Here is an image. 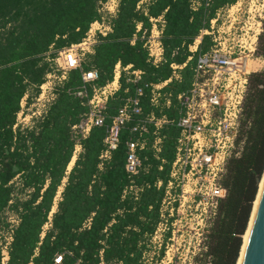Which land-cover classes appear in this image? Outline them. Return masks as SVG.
<instances>
[{
  "label": "trees",
  "instance_id": "trees-1",
  "mask_svg": "<svg viewBox=\"0 0 264 264\" xmlns=\"http://www.w3.org/2000/svg\"><path fill=\"white\" fill-rule=\"evenodd\" d=\"M236 1L149 0L140 5L141 0H118L116 13L108 20L110 32L98 36L82 71L68 73L42 119L33 127H22L17 125L21 100L26 94H39L50 73L46 57L53 59L59 50L79 44L92 24L102 22L99 10L108 0H0V226L6 210L19 219L6 264H54L58 256L62 264H98L100 252L106 263L141 264L142 252L160 221L179 131L168 124L155 136L153 125H147L142 135L146 145L138 153L142 168L129 178L124 169L126 144L138 138L131 129L151 113L172 122L178 119L177 96L190 88L196 56L213 43L203 36L194 55L189 47L202 31L210 30V21L219 11ZM154 26L159 28L163 49L157 66L151 64L145 48ZM256 54L264 58V19ZM118 64L131 69L121 71L120 88L107 103L105 126L92 128L78 142L81 152L67 174L76 146L71 127L88 111L87 99L72 94L82 86L81 73L96 70L95 85L104 87ZM183 65L175 78L172 66ZM132 72L141 73L135 83L127 82ZM166 82L154 109L153 86ZM138 89L142 90L141 115L124 126L117 149L101 161L111 118ZM240 128L242 151L228 163L222 181L227 195L204 239L199 264H236L239 258L264 173V72L249 76ZM156 137L161 139L158 154L152 149ZM130 186L139 189L137 197ZM169 236L170 232L164 236L158 260L165 254Z\"/></svg>",
  "mask_w": 264,
  "mask_h": 264
},
{
  "label": "built area",
  "instance_id": "built-area-1",
  "mask_svg": "<svg viewBox=\"0 0 264 264\" xmlns=\"http://www.w3.org/2000/svg\"><path fill=\"white\" fill-rule=\"evenodd\" d=\"M111 3L113 8L108 12L109 18L115 15L118 0H111ZM234 5L230 6V11L234 9ZM102 8L99 10L100 14H102ZM228 8H225L227 9L225 12H228ZM221 11L217 13L214 20L210 21V30L200 33L194 42L195 49L190 51L194 55L197 53L202 37H211L213 45L210 49L195 58L190 88L177 96L178 119L172 122L165 117L156 118L151 113L145 119L139 120L131 129V133L138 134V138L132 139L126 144L127 154L124 169L129 178H133L142 168L138 153L146 145L142 135L147 133V125H153V135L155 136L164 125L168 124H174L179 131L175 142V156L169 173V181L165 186L160 205V221L153 235L150 236L146 248L149 243H152L151 240L153 242L156 239L163 240L167 232H170L172 238L177 234L182 237L183 232L175 227L182 222L185 225L201 227V232L196 235L200 237L204 235L205 239L217 217L219 204L227 195L222 181L227 173L228 163L231 158L239 157L242 151L243 142L240 141V127L248 79L251 75L247 65L249 58L258 61V58L254 56L257 53L258 32L262 21L251 23L247 29L241 28L240 31L243 32L240 38L241 42L237 49L233 50L234 48L226 45L225 42L221 44L218 39L213 37V25L218 22ZM231 15L233 19H237L239 17L238 10ZM101 19L102 22H95L90 26L79 44L59 50L55 57L50 59L53 67L50 68V73L46 75L45 79H55L61 85L66 80L68 73L74 70L82 71V64L86 56L93 53L98 36L104 37L110 32L109 22L105 23L104 17ZM94 26L97 28L93 29ZM159 33L157 32L156 36L151 34L145 44L149 61L154 66L161 63L163 56ZM190 48L192 47L190 46ZM183 67L185 65L172 66L175 78H178L176 71ZM130 69L131 66L121 69L119 64L116 65L112 81L104 87L95 85L99 78L96 70L81 73L82 86L72 94L77 98L87 99L85 106L88 111L77 124L71 127V137L76 142L73 156L80 148L78 142L87 138L92 128L105 126L107 103L120 88L121 71L128 73ZM56 73L59 74L58 77L55 75ZM131 75L133 78L128 79L127 82L135 83L139 80L141 73L132 72ZM166 84L167 82L153 86L150 103L154 109L159 104L160 91ZM45 85L40 87L41 94H38L39 96L37 95L38 98H36L39 108H49L56 98L50 92L51 90L48 92L44 90ZM89 89H91V96L88 98ZM141 95L142 90L138 89L136 96L125 100L115 116L111 118V123L107 126L103 139L104 150L100 155L101 161L108 160L111 153L117 149L120 133L124 126L133 117L141 115L139 107ZM26 99H28V94L21 100L20 108H23L22 102ZM166 105L169 106V101L166 102ZM160 144L161 139L156 137L152 145L155 154L160 152ZM160 187L161 182H158L157 189ZM129 191L134 192L137 197L139 189L130 186ZM16 218L15 223L18 225L19 219ZM12 234L13 231L5 243L0 241V264H6L8 261ZM146 251L147 249L142 252L140 263L152 264V259L146 254ZM163 258L164 256L159 259L160 263H163ZM99 260L98 264H122L116 261L106 263L103 260L102 252L99 253ZM54 264H62V256H58L54 260Z\"/></svg>",
  "mask_w": 264,
  "mask_h": 264
},
{
  "label": "rangeland",
  "instance_id": "rangeland-1",
  "mask_svg": "<svg viewBox=\"0 0 264 264\" xmlns=\"http://www.w3.org/2000/svg\"><path fill=\"white\" fill-rule=\"evenodd\" d=\"M148 1L149 0H141L140 5L146 4ZM111 4V0H108V2L103 5L102 8L101 15L104 17L105 23H107L109 20L108 12L113 8L111 7ZM236 10H238L239 12V17L237 19H233V16L231 14ZM225 11H227V9L219 13L218 22L213 25V37L218 39L221 44L225 42L226 45L231 46V48H234L233 50H236L237 46H239L241 42L240 38L243 35V32L240 31V29H247L249 28V26H251V23L258 20L261 22L264 19V0H237L232 11H230V7L228 8V12ZM96 28V26L93 27V29ZM232 28L234 29L232 30ZM229 30L230 32H228ZM157 32L159 33V28L157 26H154L151 34L153 36H156ZM261 32L262 22L258 34L260 35ZM227 34L229 35L227 36ZM194 45L195 44H193L191 47H193ZM193 50V48L189 49V51ZM254 57L258 58V61H253L252 58L248 59L247 66L250 70V73L253 74L264 72V58L258 56L257 54ZM45 61L49 64L50 68L53 67V65L50 63L49 56L46 57ZM55 75L57 77L59 76L58 73H56ZM57 82V80L52 78L48 80L45 79L44 84L46 85L44 86V90L46 92H48V90H51L50 92L55 95L56 89L60 86ZM40 94L41 90L39 91V95ZM38 96L34 97L30 93L28 95L29 99H26L22 102L23 108H21V111L17 116L18 126L33 127L45 115V112L48 108H39V103H37L36 101V98H38ZM80 151L81 150L79 148L76 150V158ZM76 158L74 159L76 160ZM74 163L70 166L71 168L73 167ZM71 168L69 172L71 171ZM65 183L66 179L65 181H63V184ZM60 192L61 189L59 190V193ZM56 198L57 199L55 200V203L59 201L58 193ZM16 217V214L10 209L4 212L2 216L3 225L0 226V241L2 243H5L6 239L10 238L11 232L17 226L15 223V221H17ZM4 224H7V227L4 226ZM175 227L176 229L181 230L180 232H183V235L182 237H180V234H177L173 238L169 236V239L166 241L165 245V254L164 258L162 259L163 263H160V261L158 260L159 250L161 249L163 240L161 239L159 241V239H156L154 242L151 240L152 243H149L146 254L149 256V258L152 259V264H199L198 258L203 252L204 235L200 237L196 234H199L201 232V227L196 225H185L183 222L179 225H176ZM48 228L49 224L45 225L43 227V232L48 230ZM159 244H161V246H159Z\"/></svg>",
  "mask_w": 264,
  "mask_h": 264
},
{
  "label": "water",
  "instance_id": "water-1",
  "mask_svg": "<svg viewBox=\"0 0 264 264\" xmlns=\"http://www.w3.org/2000/svg\"><path fill=\"white\" fill-rule=\"evenodd\" d=\"M242 264H264V186L252 223Z\"/></svg>",
  "mask_w": 264,
  "mask_h": 264
},
{
  "label": "bare ground",
  "instance_id": "bare-ground-1",
  "mask_svg": "<svg viewBox=\"0 0 264 264\" xmlns=\"http://www.w3.org/2000/svg\"><path fill=\"white\" fill-rule=\"evenodd\" d=\"M192 48L195 49V46H193ZM74 158H75V156L72 158V160H71V162L69 164V170L71 168L70 166L75 161ZM263 186H264V173H263L261 181L259 183L256 199H255V201L253 203V207H252L253 210H252V213H251V217H250V220H249V223H248L247 230H246V232H245V234H244V236L242 238L243 242H242V246H241V249H240V254H239V258L237 260L238 261L237 264H242V259H243L244 252H245V249H246V246H247L249 234H250L252 223H253V220H254V216H255V213H256V210H257V207H258V204H259V200H260V196H261V193H262V190H263ZM52 212H54V210Z\"/></svg>",
  "mask_w": 264,
  "mask_h": 264
},
{
  "label": "crops",
  "instance_id": "crops-1",
  "mask_svg": "<svg viewBox=\"0 0 264 264\" xmlns=\"http://www.w3.org/2000/svg\"><path fill=\"white\" fill-rule=\"evenodd\" d=\"M79 149L81 150V148H79ZM80 152H81V151H80ZM78 155H79V154H78ZM74 156H75V155H74ZM74 156H72V158H73ZM75 158H76V156H75ZM76 159H77V158H76ZM71 160H72V159H71ZM75 161H76V160H75ZM70 162H71V161H70ZM69 164H70V163H69ZM73 166H74V165H73ZM72 168H73V167H72ZM72 168H71V169H72ZM67 170H68V171H67V174H69V165H68V167H67ZM63 181H65V179H64ZM66 181H67V180H66ZM64 185H65V184H63V182H62V186L58 189V192H57V193L59 194V200H60V196H61V193H62V191H63V187H64ZM60 189H61V192L59 193V190H60ZM56 197H57V195H56ZM56 197H55V199H54V206H53V208H52V211L54 210V212L51 211V213H50V218H51L52 214L55 213L56 208H57V203H55V200L57 199ZM55 204H56V205H55ZM54 207H55V208H54ZM49 222H50V219H49ZM47 225H48V224H47ZM49 226H50V225H49ZM43 236H44V233H43ZM43 236H41V237H43Z\"/></svg>",
  "mask_w": 264,
  "mask_h": 264
}]
</instances>
